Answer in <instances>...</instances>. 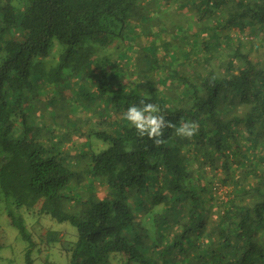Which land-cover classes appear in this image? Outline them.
<instances>
[{"label":"trees","instance_id":"16d2710c","mask_svg":"<svg viewBox=\"0 0 264 264\" xmlns=\"http://www.w3.org/2000/svg\"><path fill=\"white\" fill-rule=\"evenodd\" d=\"M143 1L0 0V194L39 224L34 234L10 211L27 263L36 249L46 264L57 253L60 264H264V59L252 54L264 48V0H168L193 15L189 29L163 20L161 1ZM55 39L65 49L45 63L53 92L43 82L41 94L58 121L38 104L29 135L8 138L12 118L41 97L28 83ZM75 62L93 89L80 85L76 98L63 84ZM77 98L74 110L58 108ZM141 99L199 131L165 129L154 145L124 118ZM46 216L74 226L75 239L44 229Z\"/></svg>","mask_w":264,"mask_h":264},{"label":"rangeland","instance_id":"374dc122","mask_svg":"<svg viewBox=\"0 0 264 264\" xmlns=\"http://www.w3.org/2000/svg\"><path fill=\"white\" fill-rule=\"evenodd\" d=\"M155 0H152V2H154ZM157 1H161L163 4H165L164 8L160 9V11H158V15L164 18H167V23H169V20L172 21H181V24L183 23L185 25V27L187 28V26L189 25V23H191L193 21V15L192 14H187L182 12V15L179 16V12L180 9L175 7L174 3L169 2L168 0H157ZM178 1H186V0H178ZM142 2V3H141ZM169 2V3H168ZM137 3L143 4L144 1L143 0H137ZM171 3V4H170ZM152 8H148L145 10H150V12H154L151 10ZM185 12V11H184ZM155 16V15H154ZM187 16V17H186ZM158 18V17H157ZM181 25H175L172 28L175 29V32H178V30L180 28ZM190 26V25H189ZM189 29V28H187ZM164 35L169 36L170 34L175 36L176 33L170 32V30L163 32ZM178 35V34H177ZM232 35L234 37H236L239 40H243L244 42H248L251 41L254 37V35L250 34L248 29L246 28V30H242L240 31L239 29L234 28L232 31ZM140 39V38H139ZM137 38L136 41L139 40ZM141 40V39H140ZM250 45V44H249ZM59 49V52H58ZM65 49V47L63 45H61L56 39L53 42V45L51 47L50 50V55L47 58H36L34 63H33V67H32V72H31V77L29 79V83H28V90L30 94L31 98H37L36 96L40 95L41 97H39V101L35 104H33L34 106H32L30 109L29 108H23L22 111L14 116L10 122V124H8L9 127V134H8V138H23V137H27V135H29L26 131V123H24V120H27L28 125H31V122L35 121V117L38 114V107L40 106V108H43L44 110H46L47 112L42 113V119L44 118L46 121H53V119H55L54 115L56 113H54L56 110L58 111L57 113L59 114V110L58 109H54V107H51L52 105H47L48 104V98L46 97L47 94H44L45 92H43L42 95V86H43V82H44V77L43 74H45L44 72V65L47 62H57L59 60V57L62 53V51ZM248 50V47H247ZM253 57H260L262 59H264V48H258L257 50L254 49V51H252ZM97 55H101V53H98ZM93 56L92 59H96L98 57L101 56ZM119 63L121 65H124V62H120ZM46 66H49V64H47ZM77 69H80L79 64L75 62V66H71L66 70V74L63 77V84L64 86H68V87H75L74 90L71 91V96H75V93L79 94L80 92V85L86 86L87 87V92L91 93L92 92V88L88 86V83L85 82V80L83 79V76L80 75L78 72H76ZM76 74H78L79 76H81V80L78 82V80L76 79L77 76ZM44 88L45 91H51L48 94L52 95V90L49 89L50 85L46 82H44ZM80 103L78 101V98L75 99L74 101H71V99H68V103L66 105H62V102L59 104L58 108H60V110L63 108L65 109V107H68L69 110H74L77 106V104ZM39 104V106H38ZM47 108V109H46ZM51 110L53 111V115H49V112H51ZM59 117V116H58ZM58 117L55 119L56 121H58ZM43 119V120H44ZM79 121L81 122V124L85 127L86 124L84 123V121L82 120V118L78 117ZM42 123V122H40ZM8 126L3 128V131L5 130V128H7ZM56 133L58 132H66V128L63 124H59V126L56 125V129H55ZM73 140H76V142H79L77 139H75L74 136ZM93 143H95L96 141L99 142L100 145H97L96 148H101V140L98 141L96 140V138L92 139ZM87 143H90V140H88ZM70 145V143H69ZM102 147L106 148L107 144L105 142L102 143ZM73 152H76L75 149L73 150ZM98 186V183H97ZM83 187V186H82ZM103 190H101V186L97 187L95 190V193H92L90 198H101L103 192ZM223 190H219V193H222ZM97 193V195H95ZM10 211H12L14 213V215L16 217H23L25 219L26 225H27V229L32 232V233H37L39 227V224H35L34 225V218H32L30 215L33 214H28L26 212V210L24 209H18L13 203L12 201H8L6 199H4L1 194H0V264H28L27 263V258H26V251H27V247H28V242H25L22 239V236L19 232V230L17 228H15L12 224H11V218L9 217ZM43 224H44V229L47 228H53L56 230H60L63 234L68 235L69 236V240H74L75 239V232H77V229L72 226L70 223L68 222H64V223H59L55 220H49V218L46 216L43 218ZM146 221L149 222L148 218H145ZM148 223H147V227H148ZM42 252V251H41ZM40 252V253H41ZM39 251L34 249L32 250V254H31V258L34 259L33 264H46V260L45 258H39L38 257ZM42 254V253H41ZM43 255V254H42ZM45 256V255H43ZM55 262L59 261L60 264L62 262L60 261H65L66 259L60 255V254H53L51 257ZM56 264V263H55Z\"/></svg>","mask_w":264,"mask_h":264},{"label":"clouds","instance_id":"9594fccd","mask_svg":"<svg viewBox=\"0 0 264 264\" xmlns=\"http://www.w3.org/2000/svg\"><path fill=\"white\" fill-rule=\"evenodd\" d=\"M124 118L134 127L140 137H145L160 146L165 143V129H174L177 136L191 139L199 131V124L193 120H181L179 127L162 114L158 104L148 103L141 99L138 105L130 106ZM131 151V148L128 149Z\"/></svg>","mask_w":264,"mask_h":264}]
</instances>
